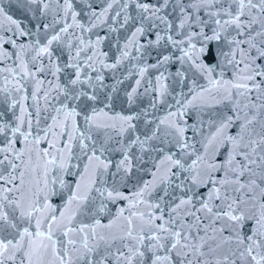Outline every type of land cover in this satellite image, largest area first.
<instances>
[{
  "label": "water",
  "instance_id": "water-1",
  "mask_svg": "<svg viewBox=\"0 0 264 264\" xmlns=\"http://www.w3.org/2000/svg\"><path fill=\"white\" fill-rule=\"evenodd\" d=\"M107 2L108 0H74L77 22L84 28L73 24L61 42L50 47L51 57L44 55L33 60L38 48L45 46L51 35L65 23L62 18V0H48L46 13L43 11V4L32 0H0V87L5 84V77L13 67L19 70L21 61L30 71L35 72V79H26L19 85L20 92L10 90L0 93V125L5 126L4 134L0 135V146L11 138L14 140V147L25 152L24 159L29 161L26 186L35 189L39 182V188L43 190L46 184L48 202L53 208L63 210L70 189L75 190L79 183L80 190L86 191L91 181L95 180V187L107 190L115 188L128 197L107 201L108 211L97 217L101 223H109L110 218L115 217L121 208L146 212L150 210V204L156 203L161 205L160 209L155 210L156 214L159 215L164 210L167 219L171 207L179 202L184 193L175 187V183L171 187L168 183H161L162 179H167L168 169L171 167L170 163H161L164 157L172 155L187 167L197 155H202L205 157L202 168L207 167V160H223L226 154H220L223 148L219 144L205 151L209 134L214 133L222 121L231 117L232 122L224 130L227 136L240 133V125L246 119H251L253 123L245 133V142L249 135L253 139H259V134L264 133V107L243 108L237 112V101H247L239 96L228 100L223 89L218 92L211 85L210 81H228L235 75V66L228 63L231 59V46L228 42L242 37H236L235 31L229 29L227 32L221 31L219 39L214 38L217 26L206 10L195 9L191 0H168L167 6H164V0H139L153 8L159 7L161 10L158 15L164 18L163 21L155 18L143 20L135 3L131 0H117L99 21L90 22L92 11H102ZM125 4L127 7H124ZM230 4L231 0H222V4L216 7L227 8ZM232 7L235 8V5ZM182 8L190 14L189 22L183 28L180 27ZM58 9L61 12L60 23L45 30L43 25L52 24ZM255 15L258 23L252 35L259 43L261 37L257 36V31H264L259 22L264 21V14L257 12ZM125 17H128L127 22ZM67 23H73L71 18ZM92 23L96 26L92 27ZM137 28H142V32L133 37ZM21 32L28 34L21 35ZM157 34L163 37L159 43L155 42ZM169 37L176 41L175 45ZM13 40L15 45L12 44ZM69 44L72 45L71 49ZM4 52L8 55L4 56ZM16 55L20 56L19 60L15 59ZM165 56L169 59L161 63ZM70 63L82 66L81 79L85 83L75 86L70 83L76 72V68L67 66ZM12 84L15 85L16 81L13 80ZM133 89L136 90L135 93ZM90 96H95V99H89ZM16 100L20 101V105L13 108L12 104ZM21 106L26 109L25 124L21 131L29 130L27 121L31 120V131L33 135L40 137L39 143L26 144L19 134L12 137L11 129L19 122L17 118L21 115ZM94 110L96 118L93 123L99 124V128L89 127L85 120L92 116ZM73 111L76 115L67 120V134L61 135L65 130V116ZM129 116L133 117L131 121L122 119ZM53 117L57 119L54 120ZM162 120L165 121L164 124H161ZM128 123L132 127H128ZM169 125L183 128V137L174 135V128ZM74 128L79 130L77 137L80 132L90 133L93 140L106 143L108 151L104 153L103 159L110 162L106 171L101 167L99 175H96L94 164L87 174L84 173L87 160L81 155L79 141L69 140ZM44 131L49 132L47 140L44 138ZM178 139H183L189 147L181 150L177 144ZM69 143L72 144L71 153L64 149ZM88 143L91 144V141ZM49 145L54 147L49 148ZM43 149H49L53 155L63 150L62 168L57 167L55 175L52 174L53 166L48 163L49 158L42 156ZM125 152L132 160V168L130 171H118L117 165ZM253 167L260 172V168ZM171 170L180 172L177 168ZM213 176L219 178L223 173L214 172ZM60 181L64 182L63 185ZM257 183L264 184V181L257 179ZM146 184L150 186L144 192L142 202L137 203L136 208H130L132 203L140 200L137 193ZM53 187L63 195L52 194ZM210 187L211 185L192 187L189 195L197 193L193 202L196 208L200 207L201 199H209ZM224 194L222 188L221 200L212 201L214 212L220 207H226ZM43 195L42 191L41 196ZM227 195L229 201L236 196L244 198L243 193L233 192L231 186L228 187ZM92 196L95 198V192ZM95 203L99 207L98 199ZM87 207L85 205V212L79 218L91 222V213L87 212ZM241 207L249 219L233 223L223 218L217 221L215 231L210 229L208 232V236L215 237L217 243L233 238L231 244L223 243L217 249L213 264L217 257L231 256V252L236 250L234 234L243 236L256 227V221L250 218L252 203ZM128 214L126 211L125 216ZM197 214L204 215L202 212ZM240 214L239 211L236 213ZM255 214L259 216V211L256 210ZM180 219L185 223L193 222L192 216L181 215ZM10 223L19 221L10 216ZM209 223L208 219L203 220L201 228L207 227ZM123 225L124 221L118 220L112 229L113 233L119 234ZM11 233L12 229L4 226L0 230V239L9 237ZM192 235L203 236L204 232L193 229ZM119 246L120 242L116 241L112 250ZM104 251L102 246L100 252ZM160 254L164 255L163 252ZM7 264L13 262L9 261ZM15 264H21L19 257ZM193 264H196L195 257ZM228 264H231V260ZM236 264L243 262L236 259Z\"/></svg>",
  "mask_w": 264,
  "mask_h": 264
},
{
  "label": "snow or ice",
  "instance_id": "snow-or-ice-1",
  "mask_svg": "<svg viewBox=\"0 0 264 264\" xmlns=\"http://www.w3.org/2000/svg\"><path fill=\"white\" fill-rule=\"evenodd\" d=\"M32 2L43 4V11L45 13L48 11V0H32ZM115 2L117 0H108L107 6L102 11H92L90 22L99 21ZM131 2L136 4L143 20L155 18L163 21L164 18L158 15L161 10L159 7L153 8L146 3H140L139 0H131ZM167 3L168 0H164V6H167ZM191 3L197 10H206L208 16L213 19L217 26V29L214 30V38L219 39L221 31L227 32L229 29L235 31L236 37H242L233 38L228 42L231 46V59L228 60V63L235 66V75L228 81H210L211 85L218 92L223 89L226 94L225 98L228 100L239 96L247 101V103L237 101V112L243 108L264 107V31H257V36L261 37L259 43L252 35V31H256L255 25L258 23L255 14L257 12L264 14V0H231V4L227 8L216 7V5L222 4V0H191ZM73 4L74 0H62V18L65 23L59 31H55L51 35L45 46L38 48L33 60L44 55L51 57L50 47L54 43L59 44L64 35L69 33L73 24L76 27L84 28L77 22V12L74 10ZM233 4L235 8L232 7ZM124 7H127V4ZM189 15L186 9H181V28L189 22ZM60 17L61 12L58 9L52 24H44L43 28L45 30L50 27L54 28L56 24L60 23ZM245 17H247L246 23ZM69 18H71L72 24L67 23ZM127 20L128 17H125V22ZM259 22L261 27H264V21ZM91 26L95 27L96 24L92 23ZM140 32H142V28H137L136 32L132 34L133 37ZM20 34L27 35L28 33L21 32ZM161 39L163 37L157 34L155 42L159 43ZM168 39L173 45L176 44L172 37ZM15 43L13 40L12 44L15 45ZM245 45L246 47H244ZM68 47L71 49L72 45L69 44ZM79 51H77V56H79ZM3 55L7 56L8 53L4 52ZM15 59L19 60L20 56L16 55ZM168 59L165 56L161 63ZM67 66L76 68L74 78L70 81L73 86L86 82L81 79L82 66L79 63H70ZM18 67L19 70L17 67H13L9 71L8 76L5 77V84L0 87V93L10 90L20 92L19 85L24 80L35 79V72L30 71L23 61ZM39 70L37 69V71ZM90 79L91 77H89ZM13 80L16 81L15 85L12 84ZM135 91L133 89V93ZM89 99L94 100L95 96H90ZM18 105H20V101L16 100L12 107L15 108ZM25 112L26 109L21 106V115L17 118L19 122L11 129L12 137L15 138L19 134L26 144L29 142L39 143L40 137L33 135L31 131V120L27 121L29 130L21 131L25 124ZM75 115L74 111L66 114L65 130L61 135L67 134V120ZM95 118V110L92 116L85 118L89 127H100L99 124L93 123ZM53 119L57 118L53 117ZM122 119L128 122L133 117ZM231 122V117L222 121L215 132L209 134L205 144L206 152L219 144L223 148L220 154H226L225 159L207 160L205 168H202V164L205 162V157L202 155H197L196 159L192 160L187 167H185V163L178 158H173L172 155L165 156L161 161V163H170L171 165L168 169L167 179H162L161 183H168L170 187L175 183V187L184 193L179 198V202L171 207L167 219H165L164 210H161L159 215L156 214L155 210L161 208L160 203H156L150 204V210L146 212L121 208L119 213L115 217H111L107 224L101 223V220L97 218L102 212L108 211L106 202L128 199V197L123 196L115 188L107 190L95 187L97 181L92 180L86 191L80 190L79 183L75 190H69L63 210L53 208L48 202L49 193L46 184L43 190L39 188V182L35 189L26 186L25 177L29 172V161L24 159V151L14 147V140L8 139L6 144L0 146V230L7 226L12 229V233L9 237L0 239V264H7L9 261L15 264L18 257L21 264H109V262L111 264H193V257L196 259V264H205V259H207V264H213V257L216 256L217 249L221 248L223 243L231 244L233 238L230 237L223 243H217L215 237L208 236L209 230L215 231L217 221L223 218L233 223L249 219L241 207L249 202L253 205L250 218L256 221L255 229L243 236L238 233L234 234L236 250L231 252V256L217 257L214 264H228L229 260H231V264H236V259L241 260L243 264H264V231H261V228H264V184L257 183V179L264 181V133L259 134V139H253L249 135L245 142V133L253 120L246 119L245 123L240 125V133L227 136L224 130ZM164 123L165 121L162 120L161 124ZM55 126L53 125V127ZM4 127V125H0V135L4 134ZM128 127H132V125L128 123ZM169 127L174 128V135L183 137V128L175 125H169ZM77 131L79 130L73 129L69 140L78 139L79 141L81 155L87 160L84 173L87 174L94 164L96 175H99L101 167L106 171L110 164L109 161L103 159L104 153L108 151L106 143L93 140L90 133L80 132L77 137ZM48 135L49 132L44 131L45 140ZM88 141H91V144ZM177 144L181 150L189 147L183 139H178ZM229 146L231 147L229 148ZM52 147L54 145H49V148ZM64 149L71 153L72 144H66ZM42 156L49 158L48 163L53 166V175H55L57 167L62 168L63 150L53 155L49 149H43ZM253 166L260 168V172H257ZM131 168L132 160L125 152L117 165V170L130 171ZM172 168H177L180 172H173ZM214 172L223 173V176L217 178V176H213ZM153 175L155 179L156 174ZM245 177H247L246 180ZM60 183L63 185L64 182L60 181ZM209 185H211L209 199H201L200 207L196 208L193 202L197 193L193 192L189 195V192L193 186L209 187ZM149 186L146 184L137 193L140 200L132 203L130 208H136L137 203L142 202L144 192ZM229 186L232 187L233 192L243 193L244 198L236 196L229 201L227 195ZM222 188L225 193L223 199L226 207H220L214 212V208L211 206L212 201L221 200ZM42 191L44 192L43 196H41ZM93 192L96 194L95 198L92 196ZM52 194L63 195L62 192H57L54 187ZM257 195L259 199H257ZM96 199L99 200V207H96ZM85 205H88L87 212L91 213L89 217L91 222L79 218L85 212ZM181 209H183L182 212ZM256 210L259 211V216L255 214ZM126 211L129 212L127 216H125ZM238 211L241 212L240 215H236ZM200 212L204 215L197 214ZM109 215L111 214L109 213ZM181 215L192 216L193 222L185 223L180 219ZM10 216L19 223H10ZM205 219H208L210 223L207 227L201 228V222ZM118 220H123L124 225L121 232L116 234L112 229ZM193 229L197 232L203 231L204 235L193 236ZM116 241L120 242V246L113 251ZM102 246L105 249L103 253L100 252ZM161 252L164 255H161Z\"/></svg>",
  "mask_w": 264,
  "mask_h": 264
}]
</instances>
